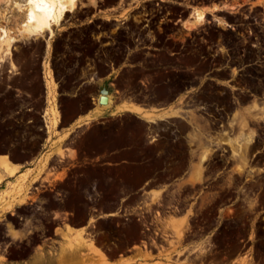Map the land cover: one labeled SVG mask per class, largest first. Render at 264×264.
I'll return each mask as SVG.
<instances>
[{
  "label": "crops",
  "instance_id": "crops-1",
  "mask_svg": "<svg viewBox=\"0 0 264 264\" xmlns=\"http://www.w3.org/2000/svg\"><path fill=\"white\" fill-rule=\"evenodd\" d=\"M183 5L190 9L191 17L194 7L204 9L205 14L216 10L207 5ZM131 11V1L119 0L116 5L94 7L88 17L65 28L88 24L95 19H113L118 26ZM185 21L176 20V24L191 29ZM13 32L17 33V29ZM49 38L47 31L43 37L45 50L40 58L45 92L40 113L44 135L38 151L33 153L11 156L1 147L0 221L6 199L15 205L28 203L38 207L45 198L40 195L42 190L50 191L51 199L58 201L81 199L88 205L97 201L104 212L114 211L113 207L123 201L138 197L145 200L180 198L182 189L194 188L200 191L199 204L210 203L212 207L219 191L225 190L226 201L215 213L225 215L227 222L238 217V207L243 206L244 201L255 203L264 195V162L250 163L254 153L264 145V116L258 119L253 116L255 102L264 107V95L262 100L246 103L239 89L229 85V75L205 72L199 75L195 85L178 92L172 99L150 100L146 94L133 91L119 81V76L128 68L142 66L138 61L110 63L105 72L83 76L73 88H66L53 68V38ZM8 71L13 75L19 73L18 67L10 64ZM138 80L146 84L142 76ZM211 87L227 90L231 107L226 120L213 116L206 105L214 99L211 93H206ZM199 90L204 91L205 99L189 105L190 97ZM14 94H19L17 87ZM22 94L24 98L28 96L22 110L29 112L33 98L30 100L29 90H23ZM104 94L107 100L101 101ZM1 121L3 128V119ZM30 121V116L24 120ZM6 190H11L10 194L5 195ZM260 211H264V207ZM189 214V211L185 213ZM51 218L60 219V231L68 230L64 211L59 215L52 211ZM92 223L91 220L89 224ZM112 223L123 225L125 233L135 230L132 221L125 222L117 215L101 218L100 227L106 228ZM71 228L72 232L89 237L83 223ZM53 230L56 231L55 227ZM98 244L111 246L106 237H100ZM131 244L119 243L120 248L110 262L137 264L136 259L140 257L148 263L207 264L199 259L168 258L167 255L177 251L176 244L157 253ZM94 247H97L95 243ZM128 247L131 250L124 251ZM244 258L250 259L248 250L231 256L226 264H244Z\"/></svg>",
  "mask_w": 264,
  "mask_h": 264
},
{
  "label": "rangeland",
  "instance_id": "rangeland-1",
  "mask_svg": "<svg viewBox=\"0 0 264 264\" xmlns=\"http://www.w3.org/2000/svg\"><path fill=\"white\" fill-rule=\"evenodd\" d=\"M3 1L0 0V25L15 30L22 16L15 17ZM118 1L78 0L73 10L66 11L64 19L52 26L53 33L49 35V39L53 38L52 65L63 87L73 88L83 76L105 72L110 63L138 61L142 66L128 68L119 76V81L133 91L146 94L150 100L172 99L178 92L195 85L199 75L212 67H221L220 70L231 67L234 84L245 88L256 86L263 95L264 0H125L131 1L132 11L118 26L113 19H95L88 24L65 28L88 17L94 7L112 6ZM183 3L207 5L216 10L205 14L202 23L184 29L174 23L177 18L187 21L191 17L190 9ZM46 35L44 32L24 38L16 33L17 39L10 45L8 57L0 61V123L3 119L4 124L3 128L0 126V150L3 147L11 156L38 151L44 135L40 113L45 92L40 58L45 50L43 37ZM9 64L18 67L17 75L8 71ZM139 76L145 78L146 84L139 83ZM14 87L18 88V95L14 94ZM23 90H29L30 100L33 98L29 112L22 110L28 99L27 95L24 98ZM206 93L214 98L206 102L207 107L213 116L220 115L225 110V93L215 87L207 89ZM204 99V91L199 90L188 104ZM28 116L31 121L24 122ZM253 116L262 118L264 107L256 105ZM10 192L6 190L5 195ZM78 192L81 194L83 190ZM40 193L45 198L38 207L28 203L15 205L5 200L0 221V264H112L110 259L115 256L112 250L99 249V252L91 236L72 232L71 226L77 225L83 217L81 204L85 202L51 199L48 190ZM259 198L255 203L244 201V205L238 207V217L225 223V231L218 232V227L212 237L203 239L190 254L203 255L211 251L216 257L230 258L248 250L250 259L244 258V264H264V211H260L264 207V195ZM52 211L57 215L64 211L67 231H60V219L51 218ZM218 223L213 221L212 224ZM184 224L189 226L185 222L168 223L178 235ZM117 234L119 236L108 240L123 245L129 242L123 232ZM206 245H209L207 250ZM187 250L167 256L179 259ZM136 260L137 264H165L148 263L140 257Z\"/></svg>",
  "mask_w": 264,
  "mask_h": 264
},
{
  "label": "flooded vegetation",
  "instance_id": "flooded-vegetation-1",
  "mask_svg": "<svg viewBox=\"0 0 264 264\" xmlns=\"http://www.w3.org/2000/svg\"><path fill=\"white\" fill-rule=\"evenodd\" d=\"M176 20L179 19L177 18ZM176 20L174 23H176ZM246 64H250V62ZM220 69L221 67H212L206 72L229 75L230 77L227 78L230 82L229 85H234L235 88L239 89V95L244 102L252 103L255 99L262 100L264 90L262 91L263 95H261L259 88L256 86L245 88L242 85L234 84L232 80L235 78V74L232 72V68L230 67L227 70ZM222 92L225 93V97H223L225 110L219 117L226 120L228 109L231 107V104L228 100L227 90ZM255 103L259 105L258 102ZM263 162L264 145L254 153L250 163L258 164ZM199 192L200 191L195 188L191 190L182 189L180 192L182 197L174 199L145 200L138 197L133 201H123V203L113 207L115 208L114 211L106 212L103 211V206L99 205L97 201L94 205H88L86 203L81 204L83 217L79 220V223H83V226L87 227L85 233L87 236L93 238L94 243L97 245L96 250L110 249L114 253L117 252L120 248L119 243H116L113 239L109 240L111 246L99 245L98 241L100 237H106L108 239L115 238L119 236L117 232L120 231L123 232L125 237L129 238V242H132V247L141 245L150 253L165 251L169 245L176 244L177 251L188 248L183 257L177 259L175 256L177 260L190 258L205 261L207 264H213L215 262L226 264L228 258L225 255L216 257L211 251L205 252L203 255L197 253L190 254L201 244L203 239L212 237L218 227V232L225 231V223H227L225 215L215 213V211L219 210L221 205L225 203L227 192L225 190L219 191L220 194L216 200V204L212 207L210 203L203 206L199 204ZM187 211L190 212L189 215H185ZM115 215L120 216L125 222L130 223L132 221L135 225V230L125 233L122 230L123 225L120 226L114 223L106 228L100 227L101 218ZM91 220L94 223L89 224ZM213 221H219V223L213 225ZM180 222L188 223L189 226L184 224L181 235H178L173 232L172 227L168 225V223L176 224ZM117 228H119V230ZM207 249H209V245H206V250ZM130 250L131 247H128L124 251ZM177 251H175L174 254H176ZM121 253L122 252H120V254Z\"/></svg>",
  "mask_w": 264,
  "mask_h": 264
},
{
  "label": "bare ground",
  "instance_id": "bare-ground-1",
  "mask_svg": "<svg viewBox=\"0 0 264 264\" xmlns=\"http://www.w3.org/2000/svg\"><path fill=\"white\" fill-rule=\"evenodd\" d=\"M77 1L78 0H46L44 3H28V0H5V3L15 17L22 16L17 28V33L24 38H28L41 35L47 31L49 35H51L53 33L52 26L58 24L63 19L66 11L73 10ZM204 15V9L194 7L192 10V19L190 21H185L187 27L193 28L197 24L202 23ZM1 25L0 61L4 60L6 56L8 57L10 45L17 39L16 33H14L13 30ZM8 170L11 172L13 169ZM90 243L92 244V241H90Z\"/></svg>",
  "mask_w": 264,
  "mask_h": 264
},
{
  "label": "snow or ice",
  "instance_id": "snow-or-ice-1",
  "mask_svg": "<svg viewBox=\"0 0 264 264\" xmlns=\"http://www.w3.org/2000/svg\"><path fill=\"white\" fill-rule=\"evenodd\" d=\"M46 0H28V3H44Z\"/></svg>",
  "mask_w": 264,
  "mask_h": 264
},
{
  "label": "water",
  "instance_id": "water-1",
  "mask_svg": "<svg viewBox=\"0 0 264 264\" xmlns=\"http://www.w3.org/2000/svg\"><path fill=\"white\" fill-rule=\"evenodd\" d=\"M105 100H107V96L104 94L101 96V101H105Z\"/></svg>",
  "mask_w": 264,
  "mask_h": 264
}]
</instances>
